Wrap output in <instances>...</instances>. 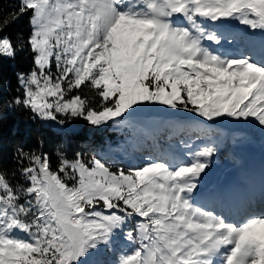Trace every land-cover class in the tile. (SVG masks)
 <instances>
[{
    "label": "snow or ice",
    "instance_id": "6c2138e0",
    "mask_svg": "<svg viewBox=\"0 0 264 264\" xmlns=\"http://www.w3.org/2000/svg\"><path fill=\"white\" fill-rule=\"evenodd\" d=\"M24 17L16 44L6 29ZM233 21L264 32V0H17L0 14V63L26 46L32 67L7 106L61 131L184 113L264 132V58L221 51ZM181 143L188 159L127 167L60 149L53 169L16 146L9 169L0 153V264H264V210L204 197L219 147Z\"/></svg>",
    "mask_w": 264,
    "mask_h": 264
},
{
    "label": "trees",
    "instance_id": "16d2710c",
    "mask_svg": "<svg viewBox=\"0 0 264 264\" xmlns=\"http://www.w3.org/2000/svg\"><path fill=\"white\" fill-rule=\"evenodd\" d=\"M16 3L17 0H0V14L7 15L16 8ZM28 20V17H24L12 23L6 29L7 34L12 37L14 43L22 44L26 40L30 30ZM244 49L246 50V48ZM254 57L261 59V55ZM31 67V54L26 46L23 51L18 53L15 60L5 59L0 63V97H2V102H0V153H2L4 166L9 169L14 166L12 156L16 146H23L26 151L34 149L48 152L51 156L53 169L58 166L57 152L60 149H63L68 157H72L75 152H81L86 157L91 154L99 155L97 152L98 149L105 144L107 140L106 136H108V139H113L111 134L115 129L109 126L94 129L81 120L68 125L65 130L61 131L50 124H41L39 121L34 120L29 112L21 108H10L7 106V101L18 95L21 90L17 80V73L21 71L27 72ZM85 94L91 95L92 93L86 91ZM211 137L214 138L213 141L217 145L220 142L218 145L219 152L216 154L217 159H214L216 162H225L227 159L234 158L220 136L217 127L210 126L205 128L192 124V122L188 123L187 121H177L174 124L161 128L156 134L149 133L145 135L135 142L130 148V151L134 158H138V161L140 158H143L140 156L143 154L147 157L162 156L165 154L178 155L179 152L176 146L180 145L183 147L182 141L184 143H192L194 146L193 150H195L196 147L209 143ZM220 138L223 142L219 141ZM116 144H123L125 150L119 153H106L99 156L106 161L123 165L124 167L130 164L134 165L129 162L131 155H129L126 141L120 139L116 141ZM124 158H127L128 161L125 162ZM231 165L232 162L227 163L223 169ZM259 178V175L256 176V179ZM13 183H16V180H13ZM68 183L71 184L72 181H68ZM262 191L264 189L255 187V189H251L245 193L244 196H237L231 204H228V197L226 203L233 208H237V201L251 200L254 198L255 192L259 193ZM233 215L234 218L231 215L233 219H239L235 211Z\"/></svg>",
    "mask_w": 264,
    "mask_h": 264
},
{
    "label": "rangeland",
    "instance_id": "374dc122",
    "mask_svg": "<svg viewBox=\"0 0 264 264\" xmlns=\"http://www.w3.org/2000/svg\"><path fill=\"white\" fill-rule=\"evenodd\" d=\"M223 30L226 34H229L230 42H226L221 51L234 53L247 52L248 54L250 52L253 56L261 55V58H264V32L247 30L236 21L224 25ZM244 48H246V50ZM53 70H55L54 64ZM177 121L192 122V124L205 128L210 126L217 127L229 152L234 156V158L227 159L225 162H216L214 160L216 156L212 159L210 167L207 170V175L204 177L201 186V193L204 197H207L209 191H214L222 197L224 203H226V200L229 197L228 204H231L237 196H244L245 193L251 189H255V187L264 189V132L253 125H239L230 121H221L219 124L210 125V122L203 121L199 118L193 119L189 114L184 113L171 118L163 117L156 120L140 117L134 119L127 125L109 124L108 126L110 128L115 129L111 134L113 139H108V136H106L107 140L105 144L99 148L97 152L99 155L113 152L119 153L120 151L125 150V146L123 144H116V141L123 139L126 141L129 155H131L129 162L134 165L142 164L144 158L147 156L145 154L140 155L143 158H140L138 161V158H134L132 155L130 148L138 139L149 133L156 134L161 128L174 124ZM222 139L220 138L219 141L223 142ZM210 140H214V138L211 137ZM176 149H178L179 156L188 159V156L186 155L188 151L187 149L180 145H177ZM124 161L127 162L128 159L124 158ZM230 162H232V165L223 169V167ZM258 175L260 178L256 179V176ZM207 202L210 208H216L219 210L223 206L221 201L215 199L208 200ZM237 202V208L249 207L256 211L263 210L264 191L259 193L255 192L254 198L251 200ZM233 214L234 211L231 213L234 218ZM236 216L241 218L238 214ZM121 247H123V245H121ZM102 258L108 260L113 259L114 257L108 255Z\"/></svg>",
    "mask_w": 264,
    "mask_h": 264
},
{
    "label": "bare ground",
    "instance_id": "6f19581e",
    "mask_svg": "<svg viewBox=\"0 0 264 264\" xmlns=\"http://www.w3.org/2000/svg\"><path fill=\"white\" fill-rule=\"evenodd\" d=\"M258 202V201H257Z\"/></svg>",
    "mask_w": 264,
    "mask_h": 264
}]
</instances>
